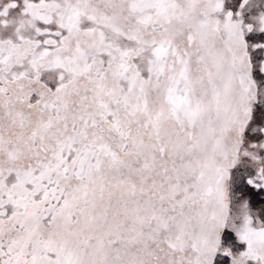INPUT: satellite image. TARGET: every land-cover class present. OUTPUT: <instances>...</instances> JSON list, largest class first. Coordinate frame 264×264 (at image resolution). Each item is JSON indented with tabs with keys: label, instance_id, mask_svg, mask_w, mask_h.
<instances>
[{
	"label": "snow or ice",
	"instance_id": "obj_1",
	"mask_svg": "<svg viewBox=\"0 0 264 264\" xmlns=\"http://www.w3.org/2000/svg\"><path fill=\"white\" fill-rule=\"evenodd\" d=\"M0 264H264V0H0Z\"/></svg>",
	"mask_w": 264,
	"mask_h": 264
}]
</instances>
